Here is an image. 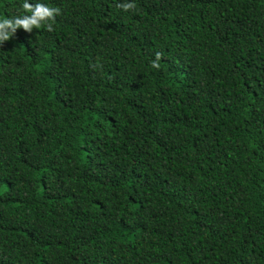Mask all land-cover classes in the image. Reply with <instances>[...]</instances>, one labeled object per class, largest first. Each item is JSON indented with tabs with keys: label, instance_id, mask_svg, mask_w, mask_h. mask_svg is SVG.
Masks as SVG:
<instances>
[{
	"label": "trees",
	"instance_id": "trees-1",
	"mask_svg": "<svg viewBox=\"0 0 264 264\" xmlns=\"http://www.w3.org/2000/svg\"><path fill=\"white\" fill-rule=\"evenodd\" d=\"M42 2L0 44V264H264V0Z\"/></svg>",
	"mask_w": 264,
	"mask_h": 264
},
{
	"label": "clouds",
	"instance_id": "clouds-1",
	"mask_svg": "<svg viewBox=\"0 0 264 264\" xmlns=\"http://www.w3.org/2000/svg\"><path fill=\"white\" fill-rule=\"evenodd\" d=\"M133 6V0H124L118 3L117 7L128 9ZM59 13V8L49 6L42 0H19L17 14L0 15V44L9 39L19 27L25 31H31L34 26H39L42 21L53 19ZM44 27L51 30V24H44ZM157 55H159L157 53ZM155 64V61H153Z\"/></svg>",
	"mask_w": 264,
	"mask_h": 264
}]
</instances>
